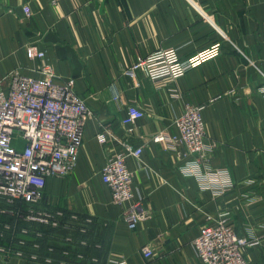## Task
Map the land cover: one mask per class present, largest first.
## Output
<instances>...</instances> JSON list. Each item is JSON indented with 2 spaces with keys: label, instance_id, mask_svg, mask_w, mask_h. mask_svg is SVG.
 Returning <instances> with one entry per match:
<instances>
[{
  "label": "crops",
  "instance_id": "1",
  "mask_svg": "<svg viewBox=\"0 0 264 264\" xmlns=\"http://www.w3.org/2000/svg\"><path fill=\"white\" fill-rule=\"evenodd\" d=\"M33 41L45 51L43 59L28 57ZM216 42L218 55L159 89L144 69L133 68L166 45L187 57ZM45 62L57 80L75 79L92 110L74 170L50 179L43 199L44 207L94 217L87 262L200 264L193 240L203 224L229 211L236 231L258 241L247 251L250 262L264 264V94L258 91L264 82V0H0V79L15 69L41 77ZM130 104L144 115L127 125L122 119ZM191 105L203 107L206 169L227 168L234 183L224 193L185 175L180 149L153 139L176 132V118ZM105 127L143 147L140 156L127 159L148 214L135 229L123 218L128 205L114 203L101 178L108 157L122 149L118 140L99 141ZM69 232L78 230L61 227L51 238L61 242ZM145 245L152 248L150 258ZM43 260L0 254V264H56Z\"/></svg>",
  "mask_w": 264,
  "mask_h": 264
},
{
  "label": "built area",
  "instance_id": "2",
  "mask_svg": "<svg viewBox=\"0 0 264 264\" xmlns=\"http://www.w3.org/2000/svg\"><path fill=\"white\" fill-rule=\"evenodd\" d=\"M23 10L26 17L32 15L29 2L23 5ZM26 51L32 59L45 57V51L35 41ZM220 51L221 43L216 42L193 55L181 57L176 46L166 45L140 58L133 68L144 69L152 85L159 89ZM40 71L42 76L35 77L15 69L0 79V213L11 217L0 222V254L7 259H44L46 263L71 264L67 258L43 257L41 239L47 228L75 229L79 236L69 232L63 241L72 248H84L89 245L86 235L94 224V217L44 207L43 199L50 179L66 178L74 170L92 110L85 97L76 91L74 78L57 80L54 69L46 62L41 64ZM258 91L264 94V82ZM202 109V106H188L175 120L176 132H159L153 139L180 149L185 159L181 166L185 175L196 176L203 187L224 193L233 188L234 183L227 168L206 169L209 139ZM143 115L140 106L130 104L122 120L131 125ZM97 137L102 143L118 140L122 144V149L108 157L100 173L111 190L113 202L128 205L123 218L135 229L148 214L143 199L135 194L134 175L127 159L140 156L143 147L119 140L108 127ZM229 213L223 211L216 219L203 224L193 240L200 264H252L247 251L258 241L238 233L230 222ZM142 250L146 258L153 254L149 245ZM63 255H70L69 248L63 250ZM76 260L74 264L99 261L94 257L87 262V254L82 250L77 251ZM109 264L129 262L116 258Z\"/></svg>",
  "mask_w": 264,
  "mask_h": 264
},
{
  "label": "trees",
  "instance_id": "3",
  "mask_svg": "<svg viewBox=\"0 0 264 264\" xmlns=\"http://www.w3.org/2000/svg\"><path fill=\"white\" fill-rule=\"evenodd\" d=\"M68 213H69V211L70 210H68V209H65ZM0 222L1 221H5V220H9V219H11V217L10 216H7V215H5V214H1L0 213ZM93 226V225H92ZM91 226V227H92ZM41 227H43V226H41ZM59 229V228H58ZM54 230L55 229H53V228H47V230H46V234H45V236L41 239V255L43 256V257H45V256H53L55 259H62V258H67V259H69L70 260V263L71 264H74V262H76L77 260H76V253H77V251H80V250H82V251H84V248H82V247H75V248H72L71 247V245H68L67 243H65L63 240L61 241V242H57V241H55V240H53L52 238H51V235H52V233L54 232ZM74 233V232H73ZM78 232H76V233H74V235L75 236H77L78 234H77ZM66 235V234H65ZM64 235V236H65ZM63 236V237H64ZM49 247H53V250L52 251H50L49 250ZM65 248H69V250H70V255L69 256H65V255H63V250L65 249Z\"/></svg>",
  "mask_w": 264,
  "mask_h": 264
}]
</instances>
